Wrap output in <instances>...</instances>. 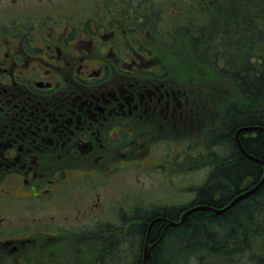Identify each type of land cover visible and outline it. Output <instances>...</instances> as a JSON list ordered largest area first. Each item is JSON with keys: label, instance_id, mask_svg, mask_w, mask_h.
I'll return each mask as SVG.
<instances>
[{"label": "flooded vegetation", "instance_id": "obj_1", "mask_svg": "<svg viewBox=\"0 0 264 264\" xmlns=\"http://www.w3.org/2000/svg\"><path fill=\"white\" fill-rule=\"evenodd\" d=\"M185 3L6 0L0 4V200L12 201L18 192L22 193L15 197L18 200L41 203L52 190L61 192L69 185L94 194L99 188L93 181L103 184L116 169L129 164L141 167L142 153L152 147L148 141L155 134L184 136L193 108L181 82L171 77L175 67L165 56L169 33L162 23ZM42 4L54 11L43 13ZM43 27L50 31L47 35H54V42L45 39ZM181 154L184 148L176 155ZM10 177L20 183L19 188L9 185ZM193 206L152 209L127 228L135 231L145 216L158 218L171 210L178 211L179 221ZM19 232L0 225V264L13 253H19L15 260L24 264L26 241L49 240L51 234L38 230L19 237ZM14 234L18 237H11ZM57 238L51 234V239ZM88 241L83 239L81 245ZM94 252L90 247L86 258H75L72 264H104L93 257ZM141 256L132 264H142Z\"/></svg>", "mask_w": 264, "mask_h": 264}, {"label": "rangeland", "instance_id": "obj_2", "mask_svg": "<svg viewBox=\"0 0 264 264\" xmlns=\"http://www.w3.org/2000/svg\"><path fill=\"white\" fill-rule=\"evenodd\" d=\"M221 1L223 4H220ZM4 2L6 4V0H1L0 4ZM224 3L225 0H217V5H196L194 1L186 0L183 9L173 10L169 18L165 16L162 23L164 30L169 33L165 56H169L172 63L170 66L175 67L171 77L174 82L177 79L181 82V90L193 108L191 116L187 118L184 136L155 134L148 141L152 147H146L142 153L145 160L141 167L129 164L118 171L116 169L103 184L97 185L93 181L99 188L94 194H86L84 189L69 185L61 192L52 190V195L47 199H43L41 203L37 201L39 204L18 200L15 197L22 195L18 192L13 193L15 197L11 198L12 201L0 200V216L3 219L0 225H6L10 231L13 228L20 231L19 237L24 236L23 232L29 234L38 230L57 234L56 240L51 239L50 234L49 240L26 241L29 250L28 257L21 259L24 264H72V261L75 263L73 254L82 251V258H86L90 247L95 250L93 257L97 255L105 261L104 264H127L129 261L132 264L139 251L134 245L135 240L130 238L133 234L126 232L127 224L137 222L140 216L152 209L193 205L198 188L209 183V179L220 180L211 175L214 169L221 166L220 159L225 155L218 140L221 139V132H224L228 118L225 105L235 95L230 98L226 96L234 94L235 89L222 74L224 58L213 62V55L204 53L200 47V44L208 43V40L200 37L202 30L206 29L215 31L214 39L217 41L220 38L233 40L234 32L233 35L219 32L223 27L231 31L227 26L232 19L229 17L230 11H226L230 7L228 3ZM42 6V9L46 7L45 4ZM47 10L54 11L51 8L41 11L44 13ZM222 10H225V14L221 13ZM43 29L46 30L45 39L54 42V35H47L50 31L46 27ZM34 33L36 37L42 38V33ZM214 54L216 58L224 57L222 52ZM183 148L185 154L176 155ZM151 162L154 165L164 164L166 168L158 167L159 171L156 172L158 168L150 167ZM178 162L185 164L179 168ZM52 174L53 172L47 178L51 179ZM66 178L67 175L64 179ZM9 185L19 188L20 183L10 177ZM247 185L248 182H243V189ZM217 194L215 198L219 196ZM28 208L32 210L28 212ZM256 233L258 238L248 254L237 252L235 256H231L224 247L198 239L190 243L184 242L172 250L168 244L158 263L264 264V229ZM111 235L117 247V257L101 254L103 240ZM18 236L14 234L11 237ZM83 239H89L87 245H81ZM143 244L144 241L141 254ZM15 257L19 258V253L11 254L6 264H18Z\"/></svg>", "mask_w": 264, "mask_h": 264}, {"label": "trees", "instance_id": "obj_3", "mask_svg": "<svg viewBox=\"0 0 264 264\" xmlns=\"http://www.w3.org/2000/svg\"><path fill=\"white\" fill-rule=\"evenodd\" d=\"M226 3L230 7L226 11H230L228 13L232 21L227 27L231 31L223 27L219 32L225 35H233L234 32L233 40L220 38L217 41L214 39L215 31L203 29L200 38L207 39L208 43L200 44V47L204 53L213 55V62L224 58L222 74L235 89V93L227 94L226 98L235 96L225 105L228 118L221 139L218 140L225 155L220 159L221 166L214 169L211 175L220 180L209 179L208 184L199 188L193 203L219 210L259 181L262 175L261 162L264 163V0H225ZM221 13L225 14V10ZM212 52H222L224 57L216 58ZM235 133L243 152L235 142ZM245 181L248 185L243 189ZM217 193L219 196L215 198ZM139 221L135 231L130 227L128 233L133 234L130 238L135 240L134 245L138 248L137 259L140 258L142 243L147 237L151 245V258H147L146 264H159L158 260L168 244L172 250L184 242L198 239L224 247L231 256L237 252L248 254L258 238L256 232L264 229V182L251 196L220 214L206 209L195 210L179 223L178 211L171 210L158 218L150 214ZM116 250L112 235L103 240L102 255L117 257Z\"/></svg>", "mask_w": 264, "mask_h": 264}, {"label": "water", "instance_id": "obj_4", "mask_svg": "<svg viewBox=\"0 0 264 264\" xmlns=\"http://www.w3.org/2000/svg\"><path fill=\"white\" fill-rule=\"evenodd\" d=\"M235 138H236V142H237V146H238L239 150H241L243 152V149L241 148L240 143L237 140V133L235 134ZM262 167H263V174H262V177L260 178V180L258 181V183L255 186H253L251 189H249V190L237 195L234 199H232V201L225 208L219 210V209L210 208V207H207V206L204 207V206L199 205V206L190 208L189 210L185 211L182 214V216H181V218L179 220V223H181L184 220L185 216L188 213L193 212L195 210L206 209L208 211L213 212L214 214H220V213L224 212L226 209H228L229 207L233 206L238 201L248 197L249 195H252L261 186V184L264 182V164H262ZM145 239H146L145 243H144L145 250L143 252V257H142L143 261H145V259H147L149 257V250L148 249L150 248V247L147 246V237Z\"/></svg>", "mask_w": 264, "mask_h": 264}, {"label": "bare ground", "instance_id": "obj_5", "mask_svg": "<svg viewBox=\"0 0 264 264\" xmlns=\"http://www.w3.org/2000/svg\"><path fill=\"white\" fill-rule=\"evenodd\" d=\"M252 185V184H251Z\"/></svg>", "mask_w": 264, "mask_h": 264}]
</instances>
